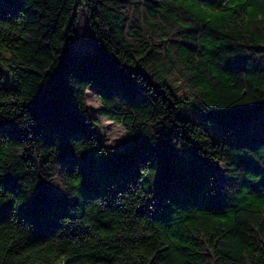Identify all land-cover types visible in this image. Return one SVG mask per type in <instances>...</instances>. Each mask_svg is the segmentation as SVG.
I'll return each mask as SVG.
<instances>
[{
	"label": "trees",
	"instance_id": "1",
	"mask_svg": "<svg viewBox=\"0 0 264 264\" xmlns=\"http://www.w3.org/2000/svg\"><path fill=\"white\" fill-rule=\"evenodd\" d=\"M0 173V264H264V0H0Z\"/></svg>",
	"mask_w": 264,
	"mask_h": 264
},
{
	"label": "rangeland",
	"instance_id": "2",
	"mask_svg": "<svg viewBox=\"0 0 264 264\" xmlns=\"http://www.w3.org/2000/svg\"><path fill=\"white\" fill-rule=\"evenodd\" d=\"M77 57H90L96 55L97 40L89 24L87 12L81 10L78 15V24L76 27V43L72 48ZM102 105L97 99L93 90L88 93V111L90 116L100 118L101 125L98 127V133L103 140L107 141L108 147H119L122 145H133L134 140L125 132V130L106 120L101 116Z\"/></svg>",
	"mask_w": 264,
	"mask_h": 264
},
{
	"label": "snow or ice",
	"instance_id": "3",
	"mask_svg": "<svg viewBox=\"0 0 264 264\" xmlns=\"http://www.w3.org/2000/svg\"><path fill=\"white\" fill-rule=\"evenodd\" d=\"M13 183V180L11 177L5 176L3 173H0V184H7L11 185ZM3 213V209H0V214Z\"/></svg>",
	"mask_w": 264,
	"mask_h": 264
}]
</instances>
